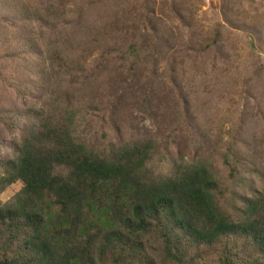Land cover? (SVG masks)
<instances>
[{"label":"rangeland","instance_id":"374dc122","mask_svg":"<svg viewBox=\"0 0 264 264\" xmlns=\"http://www.w3.org/2000/svg\"><path fill=\"white\" fill-rule=\"evenodd\" d=\"M55 100L93 146L149 142L158 170L204 162L228 197L249 196L264 176V0H0V162L25 113Z\"/></svg>","mask_w":264,"mask_h":264},{"label":"trees","instance_id":"16d2710c","mask_svg":"<svg viewBox=\"0 0 264 264\" xmlns=\"http://www.w3.org/2000/svg\"><path fill=\"white\" fill-rule=\"evenodd\" d=\"M25 117L0 162V194L23 186L0 202V264H264V176L228 197L204 162L164 172L149 142L93 146L58 100Z\"/></svg>","mask_w":264,"mask_h":264}]
</instances>
